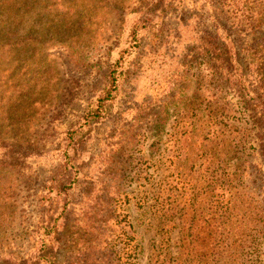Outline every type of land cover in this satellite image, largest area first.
<instances>
[{"label": "rangeland", "instance_id": "rangeland-1", "mask_svg": "<svg viewBox=\"0 0 264 264\" xmlns=\"http://www.w3.org/2000/svg\"><path fill=\"white\" fill-rule=\"evenodd\" d=\"M69 1L61 0L62 4ZM83 2L92 10V19L76 21L83 22L82 26L91 33L87 36L80 31L68 33L66 26L57 34L49 33L37 42L41 47L42 70L48 74L47 83L41 84L40 99L25 104L27 116L26 107L31 110L28 117L20 119L21 116L14 113V120L4 121L0 115V125H8L0 130H9L8 133L0 132V136H4L0 139V172L7 175L0 174V184L5 192L3 203L7 204L0 208V264H21L32 258L41 246V239L47 237L44 220L50 218L52 221L64 205L63 219L57 220L61 224L58 260L61 264H71L78 252L90 249L93 242H84V248L78 245L83 242L80 238L89 237L86 233L90 232L87 229L90 219L81 214L83 194L90 198L94 211L92 225L95 231L92 235L105 241L112 237L111 234L115 236L122 231V199L130 203L124 212L135 217L142 210L136 199L145 196L150 208L147 214H151L156 208L157 191L165 192L167 196L176 184L174 190L179 194L181 176L178 178L176 170L167 169L164 158L172 151L170 135L176 132L178 119L185 110L179 105L180 99L185 102V98L193 96L194 92L197 101L220 99L222 105L227 103L231 109L230 115L223 114L224 121L231 124L224 132L235 131L236 127L251 128L254 134L258 131L252 125L251 111L240 107L237 93L227 87L220 89L215 76H210L207 64L201 59L200 48L204 35H215L211 11H215L219 22L225 25L236 46H240V38L247 34L246 27L241 25L247 24L256 8L263 9L262 2ZM32 6L31 3L27 17L35 11ZM71 33L83 35L82 44L75 50L71 47L74 40ZM112 70H115L117 84L114 98L106 104L102 119L79 129L76 164L80 165V173L77 180L72 188L60 195L52 192L53 204L49 207L43 202L42 195L49 179L58 174V152L64 144V132L73 125L78 127L88 111V104L105 85L111 86L107 79ZM32 77L33 74L26 78ZM166 106L165 116L163 109ZM18 120L24 121L17 123ZM18 134L28 139L18 138ZM257 138L247 144L250 175L247 182L259 194L264 180V160ZM200 163L206 177L198 184L214 199L218 190L212 179L207 178L213 167ZM192 187L190 196L197 202L199 196ZM258 198L262 196L258 195ZM152 223L157 224V219ZM145 227H139L145 238L143 262L148 259L152 245L160 239L155 227L148 231ZM172 234L173 240L177 239L178 229ZM74 238L77 242L72 243ZM262 252L264 258V247ZM37 254L38 257L42 255L41 252ZM38 257L34 260L42 264Z\"/></svg>", "mask_w": 264, "mask_h": 264}, {"label": "trees", "instance_id": "trees-1", "mask_svg": "<svg viewBox=\"0 0 264 264\" xmlns=\"http://www.w3.org/2000/svg\"><path fill=\"white\" fill-rule=\"evenodd\" d=\"M257 1L262 2L263 9L256 8L252 18L247 19V24L241 25L246 27L244 30L247 34L240 38V46H236L215 11H211L215 35H204L200 54L219 88L234 90L240 107L244 111H251L252 125L258 131L254 134L251 128L236 127L235 131L224 132V128L231 124L224 121L223 114L230 115L231 109L227 103L222 105L220 99L202 98V101H197L196 92L185 98V102L180 99L179 105L185 110L176 121V132L170 135L173 139L172 151L165 156L164 163L167 169H174L175 174L181 176V180H178L181 181V192L177 194L174 190L176 184L167 196L165 192L157 191L156 208L151 214H147L150 211L147 198L136 199V204L142 210L135 217L124 212L130 203L122 199V231L115 236L111 234L108 241L93 237L94 211L90 198L83 194L81 214L90 219V227L87 228L90 232L86 233L89 237L80 238L83 242L78 245L84 248V242L93 244L90 249L84 248L85 252H78L71 264H264V180L259 194L255 193L247 182L250 175L247 165L249 152H246L247 144L258 136L264 160V0ZM62 2L0 0V115H3L4 121L14 120V113L21 116L20 119L26 117L25 104L38 101L42 94L41 84L47 83L48 74L42 70L41 47L37 42L49 33L57 34L66 26L68 33L80 31L86 36L91 33L90 29L85 30L86 26H82L83 22L76 21L92 19V10L85 6L83 0H70L65 3L66 6ZM31 3L35 11L27 17ZM45 4L51 6L47 8ZM62 7L66 10H59ZM71 34L74 37L71 47L75 50L82 44L83 35ZM112 71L107 79L111 86L105 85L88 104L83 122L64 132V144L58 152V174L49 179L47 191L42 195L43 202H47L49 207L53 204L52 192L60 195L72 188L77 180L80 173V165L76 164L79 129L91 121L102 119L106 104L114 98L117 84L115 70ZM32 74V79L26 78ZM26 109L30 115L31 110ZM167 109V106L163 109L165 116ZM21 121L24 120L16 122ZM161 121L164 122V119ZM0 128H8V125H0ZM0 132L8 133L9 130L2 129ZM2 137L3 134L0 139ZM18 138L28 139L19 134ZM200 162L213 167L207 168L212 170L207 178L212 179L218 190L214 199L198 184L206 177ZM0 174L7 176L4 172ZM190 187L199 196L197 202L190 196ZM3 190L0 184V208L7 205L3 203ZM258 195L262 198L259 199ZM6 201L11 203L10 199ZM64 207L52 221L50 218L44 220L47 222L44 226L47 237L41 239V246L37 252L34 251L32 258L21 264H39L34 260L38 252L42 253L38 257L42 264H61L57 256L61 224L57 220L63 219ZM153 219H157V224L152 223ZM144 225L147 231L155 227L160 235L159 242L150 248L146 262L141 259L145 238L139 230ZM77 228L80 227L77 225ZM176 229L178 238L173 240L172 233ZM76 240L74 238L72 243ZM118 244L121 245L117 247Z\"/></svg>", "mask_w": 264, "mask_h": 264}]
</instances>
